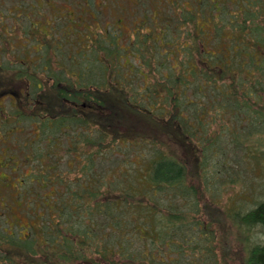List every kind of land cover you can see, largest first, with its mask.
Segmentation results:
<instances>
[{
  "label": "trees",
  "instance_id": "1",
  "mask_svg": "<svg viewBox=\"0 0 264 264\" xmlns=\"http://www.w3.org/2000/svg\"><path fill=\"white\" fill-rule=\"evenodd\" d=\"M103 1L0 0V264H220L202 190L264 231V0Z\"/></svg>",
  "mask_w": 264,
  "mask_h": 264
},
{
  "label": "rangeland",
  "instance_id": "2",
  "mask_svg": "<svg viewBox=\"0 0 264 264\" xmlns=\"http://www.w3.org/2000/svg\"><path fill=\"white\" fill-rule=\"evenodd\" d=\"M58 0H36V2H33L34 8H39V7H50V8H59L63 7L66 5V0H60L59 2H56ZM138 0H126L125 3L128 4H137ZM169 0H151L152 4L156 5L157 3L164 4ZM94 7L98 6H104V1L103 0H93ZM113 5L119 6L118 2L115 0H109V7H113ZM103 8V7H102ZM107 17V16H106ZM117 19V18H116ZM116 22H119L116 20ZM23 85V83H22ZM16 88H21V84H17ZM5 100V101H4ZM4 101V103H3ZM7 102L6 98L0 97V103L5 104ZM126 124V123H125ZM0 138H2V134L0 132ZM5 141L3 140L2 143H0L1 151H0V178L5 177L8 178L9 176V170L6 169V171L3 169L5 167L9 166H15L14 160L9 157L11 162L5 163V157L7 153V145H5ZM184 153L186 159H187V165L190 169V173L193 172L196 157L195 153L188 154L185 149L182 150ZM3 164V165H2ZM259 172L257 176H253L250 174H247L244 179V187L243 185L237 187L236 191L242 190L245 191V195L247 194V186L251 187L252 189H260L261 188V183L264 182L262 177L264 176V169L263 165L261 164V167L257 169ZM192 178V183L195 185H199V180L195 178L193 175L191 176ZM1 181V180H0ZM2 184V182H1ZM1 193V191H0ZM248 196V195H246ZM10 198V196H9ZM200 198H201V205L203 209V217L211 221L215 227L216 234H217V241H216V250H217V261L220 264H243L244 263V258L245 255L247 254V248L254 244H262L264 243V231L262 230L261 227L259 226H253L249 232H248V239L245 241L244 233L242 227L240 228L239 226L236 228L232 222L227 218L225 215L224 209L228 204H230L231 208L238 209L240 206L237 203V200L231 201V198L229 195H226L223 197L222 202H218V204L212 203L210 201V198L207 197V194L204 192V190L201 191L200 193ZM0 201H4V197L2 196L0 198ZM12 201H14V204H16L15 196L13 195ZM241 202V200L239 201ZM3 207V205H1ZM249 206L245 205V209H247ZM5 211L7 212V216L13 217V211L10 206L4 207ZM241 211V210H240ZM19 217L23 221V223L27 222V219L24 215L19 214ZM240 229V233L238 232ZM242 234V236H241ZM250 240V241H249ZM246 248V250H245Z\"/></svg>",
  "mask_w": 264,
  "mask_h": 264
}]
</instances>
